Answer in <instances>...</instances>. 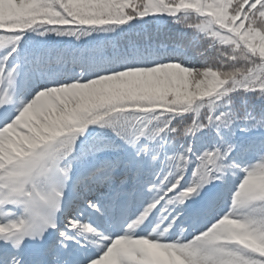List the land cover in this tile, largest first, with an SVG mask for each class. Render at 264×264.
<instances>
[{
  "label": "snow or ice",
  "instance_id": "snow-or-ice-1",
  "mask_svg": "<svg viewBox=\"0 0 264 264\" xmlns=\"http://www.w3.org/2000/svg\"><path fill=\"white\" fill-rule=\"evenodd\" d=\"M0 264H264V0H0Z\"/></svg>",
  "mask_w": 264,
  "mask_h": 264
}]
</instances>
